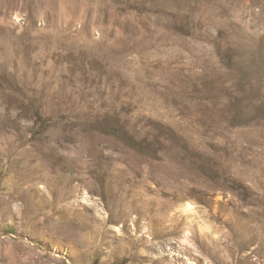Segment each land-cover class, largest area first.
<instances>
[{"label": "rangeland", "instance_id": "374dc122", "mask_svg": "<svg viewBox=\"0 0 264 264\" xmlns=\"http://www.w3.org/2000/svg\"><path fill=\"white\" fill-rule=\"evenodd\" d=\"M0 264H264V0H0Z\"/></svg>", "mask_w": 264, "mask_h": 264}]
</instances>
